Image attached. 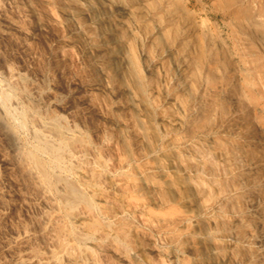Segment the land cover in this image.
Instances as JSON below:
<instances>
[{
    "label": "rangeland",
    "instance_id": "1",
    "mask_svg": "<svg viewBox=\"0 0 264 264\" xmlns=\"http://www.w3.org/2000/svg\"><path fill=\"white\" fill-rule=\"evenodd\" d=\"M116 1L103 8L125 13L108 17L99 35L84 17L67 15L72 0H0V21L18 27L0 36V102L6 93L3 115L21 148L15 151L0 127V264H53L65 212L19 156L37 148V132L57 144L40 128L51 118L83 136L89 150L69 147L59 164L41 153L44 168L91 197L81 180L87 176L102 200L93 199L90 217L110 236L125 226L126 241L86 245L96 247L98 264H208V252L217 264H260L264 0ZM96 51L110 57L101 62L108 61L106 72ZM118 199L126 205L122 217ZM84 212L79 206L73 213ZM229 226L237 228L236 244L225 241Z\"/></svg>",
    "mask_w": 264,
    "mask_h": 264
},
{
    "label": "bare ground",
    "instance_id": "2",
    "mask_svg": "<svg viewBox=\"0 0 264 264\" xmlns=\"http://www.w3.org/2000/svg\"><path fill=\"white\" fill-rule=\"evenodd\" d=\"M73 1V4L75 5L74 7L72 6L68 11V16L71 17V19L73 18H76L77 17H84L82 18V22L83 21H87L88 24H90V26H92V28H95V31L99 34V35H102L103 33L106 32V30L104 29V27H102L107 18L110 17V16H122L124 15L125 13V9H115L114 11H107L108 9H104L103 6L104 4L106 3V0H72ZM118 1V0H117ZM116 1V2H117ZM108 2V1H107ZM108 4V3H107ZM114 7V6H113ZM112 7V8H113ZM116 7V6H115ZM33 8V7H32ZM108 8V7H107ZM124 8V7H122ZM66 16V17H68ZM65 17V19H66ZM69 18V17H68ZM70 19V20H71ZM84 19V20H83ZM14 20V19H13ZM67 20V19H66ZM79 22L81 23V21L79 20ZM84 23V22H83ZM82 23V25H83ZM87 23H84V24H87ZM17 24V23H16ZM109 24V23H108ZM107 24V25H108ZM44 24H38V29L41 30L43 29V26ZM106 25V26H107ZM110 25V24H109ZM72 26V25H71ZM105 26V25H104ZM79 27V26H78ZM83 26H80V28L82 29ZM111 26H109L110 28ZM79 28V29H80ZM108 28V27H107ZM18 27L15 25L14 22H11L10 20L8 19H2V21H0V36L1 35H5V34H8L9 32L13 31V30H17ZM81 29L79 30V32H77L79 35H81L82 31ZM94 30V29H93ZM108 32V31H107ZM76 33V34H77ZM95 33V32H94ZM97 34V35H98ZM80 37V36H79ZM3 38V37H2ZM79 39V38H77ZM104 53L101 52V51H96L95 52V56H94V59H95V62L97 63H100V65H104L106 63L105 66H103V72H106L108 69V61L105 62L104 64L101 63V62H104L106 61L108 58L110 57H107V59H105L106 57H104L103 55ZM108 55V54H107ZM113 55V54H112ZM113 57V56H112ZM111 61V60H110ZM110 63V62H109ZM117 64V63H116ZM119 65V64H118ZM128 65H129V62H128ZM117 66V65H116ZM101 67V66H100ZM110 67V66H109ZM111 68V67H110ZM118 68V66H117ZM120 68V67H119ZM113 69V67H112ZM114 70V69H113ZM115 71V70H114ZM134 72V75H133V81L136 83V84H139V82H141L140 80V76L138 77V74L132 70ZM130 71V72H132ZM115 72H119V69L118 71H115ZM136 73V74H135ZM10 77H16L17 75L14 74V72H10L9 73ZM3 79V78H2ZM12 80V79H11ZM10 80V82H11ZM13 82H11L12 84ZM6 84V83H5ZM5 87V86H4ZM10 88V87H9ZM16 88V87H15ZM14 88V89H15ZM4 89V88H3ZM2 89V90H3ZM13 89V90H14ZM1 90V89H0ZM10 90V89H9ZM12 91V90H11ZM11 93V92H10ZM9 93V94H10ZM6 94V93H5ZM2 94L1 95V102H0V127H2V129L5 131V134L7 135V138L10 139L11 143H12V146L14 147V150L16 151V149H19V145L15 139V136H14V132H13V128L11 126V124L9 123V121L6 119V117L4 116L5 114L3 113V103L8 100V97H7V94ZM12 95V94H11ZM10 97V96H9ZM12 100V99H11ZM28 106V105H27ZM26 107V106H25ZM27 108V107H26ZM36 108V107H35ZM39 108V107H38ZM6 110V109H5ZM37 110V109H36ZM39 111V110H38ZM7 112V111H6ZM33 113V112H32ZM4 114V115H3ZM41 114V113H40ZM22 115V114H21ZM28 116V114H26ZM25 116V115H24ZM26 116V117H27ZM32 116V115H31ZM11 117V116H9ZM24 119H27L24 117ZM35 119V118H34ZM49 119V118H48ZM45 120V119H44ZM59 121V120H58ZM57 121V118H51L48 122H44L42 123L41 127L42 130L44 132H47L49 133L50 135H53L56 139H57V144L54 145V144H51L49 143L48 141L44 140L43 139V136H41L40 133H37L35 134L36 135V138H37V141L39 142L38 143V146L37 148H35L34 151H28V152H21V154L19 153V156L22 157V159H24V161L29 164V165H32L34 168H36L39 172V176L37 178L36 182L38 185L41 186V190L42 192L45 191V188L46 187H49L51 189H53L56 194H58L59 196V200H60V203H61V207L60 209H62V211L65 212V221H64V225H61L62 226V230H59L60 233H59V236H58V247L56 249H53L51 252H50V256H49V260L53 263V264H98L97 262V259L96 257L94 256L95 254H98V253H95L93 254L92 252L95 250L94 248L96 247H93L94 245H92L93 249L91 251V247H87L88 245L87 244H94L95 242H97V240L100 242L102 239L104 240L105 238H108L109 240V237L112 239L113 242L119 244L121 243L122 240V237H123V232H124V225H121L119 224L118 227L116 228L115 226V229H113V226H112V229L113 231L111 232L112 235L110 236L109 234H107L105 231V228L104 227H101V223L99 222V219L96 220V219H93L90 217V215L93 213V211L95 210L96 211V206L95 203L93 202V199L95 197H99L100 195H98V192L95 190V187L93 188V186L91 187V185L89 186V183H88V180H87V176L85 177L84 175L81 177V180H83V184L86 185L85 187L87 189H89V193L91 195V197L89 195H87V193H85L83 190L79 189L80 187H77L76 183H72L68 180H63L61 178H58L57 177H53L51 176V174L48 173V171L44 168V165H43V162L42 160L40 159V154L41 153H47L49 154L52 158H51V162H53L52 160H54V162L56 163H60V159H61V155L63 152H65L69 147L72 148V150L75 148H78L80 147H83V148H86L87 151L89 150L88 149V146L83 138V136H78V135H72L71 132L70 134L68 132H66V130L64 131L63 129H61L60 127V124L58 123ZM27 122V121H26ZM42 122V121H41ZM32 124V123H31ZM62 124V123H61ZM34 125V124H33ZM38 125V124H37ZM22 126V125H21ZM20 126V127H21ZM63 126V125H62ZM22 128V127H21ZM21 130V129H20ZM41 130V129H40ZM77 134V132H74V134ZM4 134V135H5ZM82 134V133H81ZM80 134V135H81ZM49 136V135H48ZM51 137V136H50ZM131 139V138H130ZM129 139V140H130ZM88 143V142H87ZM24 144V143H23ZM36 144V143H34ZM89 144V143H88ZM125 144V142H124ZM125 146V145H124ZM127 147V145H126ZM131 147V146H130ZM16 148V149H15ZM129 148V146H128ZM93 149V148H92ZM126 149V148H125ZM21 150V148L19 149ZM82 151V150H80ZM85 150V152H87ZM67 152V151H66ZM17 153V154H18ZM80 153V152H79ZM73 154V153H72ZM43 156V155H42ZM64 156V154H63ZM71 156V155H70ZM85 156V155H84ZM44 159V158H43ZM63 159V158H62ZM61 159V160H62ZM72 159V158H70ZM76 159V158H75ZM98 160L97 163H99V159H96ZM75 161V160H74ZM82 161V160H81ZM79 161V162H81ZM46 163V162H45ZM58 163V164H59ZM96 163V162H95ZM101 163V162H100ZM99 163V167H102V165H100ZM52 164V163H51ZM81 164V163H80ZM47 168V167H46ZM78 168V167H77ZM49 169V168H48ZM36 170V171H37ZM31 175V174H30ZM93 175V174H92ZM79 177V176H78ZM34 180V179H33ZM80 180V179H79ZM91 180V178H90ZM72 181V180H71ZM94 181V180H93ZM82 184V185H83ZM43 185V186H42ZM83 185V186H84ZM89 187V188H88ZM112 191L115 193L118 191V187L116 184L112 185L111 187ZM85 190V189H84ZM264 190V186H263V189ZM118 193V192H117ZM43 194V193H42ZM47 195V194H46ZM46 195L43 194V196L45 197ZM43 197V198H44ZM93 197V198H92ZM48 199V198H47ZM99 200V198H98ZM98 200H95L94 201H98ZM119 200V199H118ZM117 200V201H118ZM102 200L100 199V202ZM116 201V200H115ZM99 202V201H98ZM99 202V206H102L101 203ZM54 203V202H53ZM5 204V203H4ZM97 204V203H96ZM116 204V203H115ZM225 204V203H224ZM79 206H81L85 212L84 213H78V214H75L73 213L74 210L76 208H78ZM118 209H119V215L122 217L124 215V213L127 211L126 210V205L124 203V201H118ZM58 207V206H57ZM230 207V206H229ZM59 208V207H58ZM101 208V207H100ZM59 209V210H60ZM105 209V208H104ZM103 209V210H104ZM223 213L224 214H228V212L230 210H228V207H223ZM80 210V209H79ZM173 210V209H172ZM83 211V210H82ZM99 213V212H98ZM106 214V213H105ZM171 214V213H170ZM176 215V214H175ZM92 216V215H91ZM99 216V215H98ZM173 216V215H172ZM188 216V215H187ZM60 217V216H59ZM119 217V218H121ZM174 217V216H173ZM181 217V216H180ZM98 218V217H97ZM100 218V217H99ZM176 219V218H175ZM180 219V218H179ZM178 219V220H179ZM185 219V218H184ZM120 220V219H119ZM58 221V220H57ZM121 221V220H120ZM177 221V220H176ZM124 222V221H123ZM122 222V223H123ZM186 222V221H185ZM188 222V221H187ZM52 223V222H51ZM62 223V221H61ZM104 223V222H103ZM120 223V222H119ZM173 223V222H172ZM178 222H174L173 223V233H175L176 231V234H180V232L178 230H176L177 228L176 225H177ZM190 223V222H189ZM58 224V223H57ZM109 224V223H108ZM111 224V223H110ZM127 224V223H126ZM129 224V223H128ZM179 224V223H178ZM56 225V224H55ZM104 225H107V224H104ZM115 225V223H114ZM117 225V224H116ZM181 225V224H180ZM190 225V224H189ZM127 226V225H126ZM129 226V225H128ZM185 226V225H184ZM56 227V226H55ZM58 227H59V224H58ZM130 227V226H129ZM183 227V226H182ZM181 227V228H182ZM187 227V225H186ZM201 227V226H200ZM199 227V228H200ZM203 227V226H202ZM60 228V227H59ZM101 228H104L103 232H105L106 234H101ZM107 228V227H106ZM132 228V227H131ZM164 228V227H163ZM51 228H49L50 230ZM58 229V228H57ZM206 229V228H205ZM218 229V228H217ZM52 230V229H51ZM167 230V229H166ZM111 231V229H110ZM182 231V230H181ZM220 231V230H219ZM55 232V231H53ZM107 232H108V229H107ZM126 232V231H125ZM237 228L236 227H233V226H229L228 229H226V233H229L230 235H227V238L225 241L227 242H230V243H237L236 241V238H237ZM168 233V232H167ZM184 233V232H183ZM189 233V232H188ZM209 233V232H207ZM57 234V233H56ZM182 234V233H181ZM186 234V233H185ZM197 234V233H196ZM198 235V234H197ZM72 237V239H74L75 241V244L73 243V245H70L68 243H64V240L67 238V237ZM184 237L186 235H183ZM189 236V235H188ZM68 237V238H69ZM67 238V239H68ZM125 238V236H124ZM170 238V237H169ZM176 238V237H175ZM179 238V237H177ZM181 238V236H180ZM183 238V237H182ZM66 239V241H67ZM100 239V240H99ZM127 239V238H126ZM126 239L124 241H126ZM206 239V238H205ZM208 239V238H207ZM71 240V239H70ZM106 240V242L108 241ZM172 240V239H171ZM176 240V239H175ZM187 239L185 238V241ZM203 240V239H202ZM56 241V240H55ZM65 241V242H66ZM69 241V239H68ZM73 241V242H74ZM105 241V240H104ZM191 241V240H190ZM98 242V243H99ZM128 242V241H127ZM187 242V241H186ZM200 242V241H199ZM109 243V242H108ZM125 243V242H124ZM178 243V242H177ZM189 244V243H188ZM206 244V243H205ZM87 245V246H86ZM99 245H102V244H99ZM99 245H96V246H99ZM110 245V244H109ZM116 245V244H115ZM125 245V244H124ZM104 246V245H103ZM111 246V245H110ZM113 246V245H112ZM122 246V245H120ZM126 246V245H125ZM176 246V244H175ZM182 246V245H181ZM177 247V246H176ZM184 247V246H183ZM228 247V246H227ZM102 248V247H101ZM226 248V247H225ZM121 249V248H120ZM119 249V250H120ZM203 249V248H202ZM221 249V248H220ZM224 250V249H223ZM96 252V251H95ZM101 252V251H99ZM200 252H202L200 250ZM36 256V255H35ZM237 256V255H236ZM20 257V256H18ZM17 257V258H18ZM235 257V256H234ZM262 258L260 260V264H264V256L260 257ZM231 259V258H230ZM237 259V258H235ZM204 261V259H202ZM205 260L208 261L209 263L210 262H213L215 263V260L213 259V255L211 253H207L206 254V257H205ZM222 260V259H221ZM33 259H21V258H18L14 264H32L33 263ZM232 261V260H231ZM229 259H227V264H232L233 262H231ZM235 261V260H234ZM37 263V262H36ZM39 263V261H38ZM41 263V262H40ZM208 263V264H209ZM220 263V262H219ZM244 263V262H243ZM241 263V261L239 262H234V264H243ZM35 264V263H34ZM202 264V263H201ZM217 264V263H215Z\"/></svg>",
    "mask_w": 264,
    "mask_h": 264
}]
</instances>
